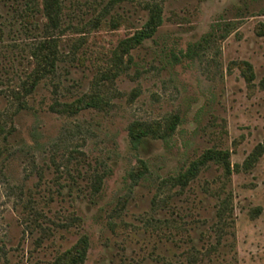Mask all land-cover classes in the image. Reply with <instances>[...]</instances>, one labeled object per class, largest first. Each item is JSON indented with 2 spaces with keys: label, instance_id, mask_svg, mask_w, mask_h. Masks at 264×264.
I'll use <instances>...</instances> for the list:
<instances>
[{
  "label": "rangeland",
  "instance_id": "rangeland-1",
  "mask_svg": "<svg viewBox=\"0 0 264 264\" xmlns=\"http://www.w3.org/2000/svg\"><path fill=\"white\" fill-rule=\"evenodd\" d=\"M59 2L53 28L42 0H0V264L57 263L82 236L83 264H264V0ZM150 3L161 25L124 51ZM91 93L100 108L59 111ZM134 121L175 128L135 149ZM207 150L230 173L181 185Z\"/></svg>",
  "mask_w": 264,
  "mask_h": 264
},
{
  "label": "trees",
  "instance_id": "trees-1",
  "mask_svg": "<svg viewBox=\"0 0 264 264\" xmlns=\"http://www.w3.org/2000/svg\"><path fill=\"white\" fill-rule=\"evenodd\" d=\"M43 13L48 20L50 27H56L58 25L60 2L59 0H42ZM148 11L147 19L143 23L142 27L137 30L131 37L122 41L121 48L124 51H128L130 48L138 46L145 39L150 38L157 27L162 23L161 7L157 3L147 4L145 7ZM57 44L58 40L54 36H49L39 43L34 53L36 65L30 74L28 79V86L25 90L29 93L33 90V87L40 78L51 73L54 70L55 61L57 59ZM252 78V75H250ZM103 104L102 97L97 93H91L77 98L76 100L61 105L60 112L68 114H76L80 111L90 108H100ZM175 128L174 122L170 126L165 127L163 130L160 125L152 127L145 122H132L128 127V137L133 148L137 149L144 146L148 142L149 138H164L171 134ZM227 151L222 150H207L197 160H194L186 168L185 171L180 173L177 177L178 182L181 185L190 181L198 172V170L204 166L208 161H215L222 165V168L226 173H230V167L228 163ZM147 172V165L144 160L138 159V167L136 171H131L132 177H143ZM88 249V239L86 236H82L74 247L64 253L57 263L54 264H83L86 259Z\"/></svg>",
  "mask_w": 264,
  "mask_h": 264
}]
</instances>
